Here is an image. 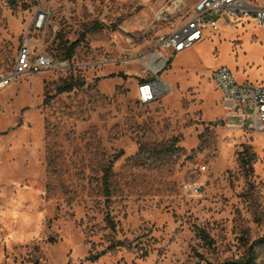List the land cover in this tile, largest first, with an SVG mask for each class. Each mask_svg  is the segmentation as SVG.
<instances>
[{
    "label": "rangeland",
    "instance_id": "obj_1",
    "mask_svg": "<svg viewBox=\"0 0 264 264\" xmlns=\"http://www.w3.org/2000/svg\"><path fill=\"white\" fill-rule=\"evenodd\" d=\"M173 1L0 0V74L23 44L68 62L0 89V264H209L250 245L264 264V134L224 122L210 76L264 84V26L214 12L232 26L176 53L171 90L143 104L157 35L187 17L165 18Z\"/></svg>",
    "mask_w": 264,
    "mask_h": 264
},
{
    "label": "built area",
    "instance_id": "obj_2",
    "mask_svg": "<svg viewBox=\"0 0 264 264\" xmlns=\"http://www.w3.org/2000/svg\"><path fill=\"white\" fill-rule=\"evenodd\" d=\"M187 10V17L175 29L163 32L156 37L155 49L144 61L149 76L142 79L137 86L138 100L150 103L159 99L171 90L161 72L171 58L187 47L206 37V30L214 32L232 26V21L225 17H216L214 12H224L231 17H250L257 25L264 26V0H174L166 9V19L174 14ZM48 11L40 8L33 21L35 28L43 27L48 18ZM67 60H59L51 52L33 53L30 47L23 44L17 55L12 71L0 74V89L6 87L17 76L23 73L39 72L47 69H63ZM210 76L221 90L228 102L224 122L227 125L251 129L264 134V84L239 81L232 69L225 63L214 66ZM230 118L237 121L231 122ZM205 169V166H202ZM185 191L198 194L202 184L190 182L184 184Z\"/></svg>",
    "mask_w": 264,
    "mask_h": 264
},
{
    "label": "trees",
    "instance_id": "obj_3",
    "mask_svg": "<svg viewBox=\"0 0 264 264\" xmlns=\"http://www.w3.org/2000/svg\"><path fill=\"white\" fill-rule=\"evenodd\" d=\"M79 43H80V40H76V41H73L72 43H70V45H67L66 51H65L66 53H65L64 57H66V58L71 57L75 51V48L78 46ZM71 88H72V85H69V87H65L64 90L71 89ZM110 168H111V166L107 167V170L109 171ZM107 174L108 173H106L105 178H104V186L106 188L107 194H109L110 188H109V182H108ZM256 258H257V252H256L255 248L253 247V245H250L248 252L239 259L226 260L223 262H211L209 264H256Z\"/></svg>",
    "mask_w": 264,
    "mask_h": 264
},
{
    "label": "crops",
    "instance_id": "obj_4",
    "mask_svg": "<svg viewBox=\"0 0 264 264\" xmlns=\"http://www.w3.org/2000/svg\"><path fill=\"white\" fill-rule=\"evenodd\" d=\"M227 104H228V102H227Z\"/></svg>",
    "mask_w": 264,
    "mask_h": 264
}]
</instances>
